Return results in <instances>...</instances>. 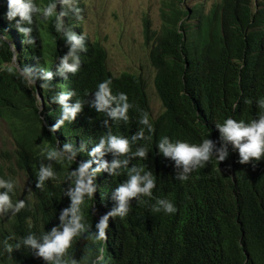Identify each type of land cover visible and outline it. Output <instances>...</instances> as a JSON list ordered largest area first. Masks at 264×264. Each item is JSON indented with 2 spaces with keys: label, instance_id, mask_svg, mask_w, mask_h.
Returning a JSON list of instances; mask_svg holds the SVG:
<instances>
[{
  "label": "trees",
  "instance_id": "trees-1",
  "mask_svg": "<svg viewBox=\"0 0 264 264\" xmlns=\"http://www.w3.org/2000/svg\"><path fill=\"white\" fill-rule=\"evenodd\" d=\"M36 3L42 5L47 0ZM182 3L161 0V26L156 33L150 20H143L145 42L154 41L150 61L157 71L156 91L165 108L153 124L142 79L127 73L113 77L107 69L106 50L97 41L87 38V52L78 50L82 63L76 74H68L67 79L53 78L55 91L74 89L80 98H86L106 79L112 81L113 94L127 93L134 107L129 110L128 123L112 125L114 134L131 138L143 127L138 120L144 114L153 125V133L138 142L148 148V158L137 160V166L152 171L155 177L151 197H143L145 203L136 204L120 221L115 245L77 238L69 255L80 264H89V253L100 248L104 249L102 264H264V159L255 167L241 165L237 154L229 149L225 161L217 164L213 160L204 169L188 173L187 181H179L182 168L157 154L155 146L163 136L199 143L209 134L219 147L215 124L228 116L247 122L261 111L257 102L264 99V0L259 9L250 0H219L209 9L196 5L189 13ZM5 7L0 0V28L9 29L21 65L51 68L56 58L67 52L69 45L62 33L54 31L51 21L44 23L38 17L32 33L37 45L21 44L23 37L3 19ZM198 16L197 25L190 27L188 20ZM68 25L75 24L69 21ZM11 56L7 47L0 49V117L15 125L9 126L17 145L16 165L34 181L45 156L37 142L46 144L45 150L52 149L56 140L61 144L77 140L96 143L105 131L99 123L103 116L85 105L72 125L66 124L54 136L49 134L36 106L35 91L54 123L60 108L49 104L50 93L38 84L27 88L16 78ZM14 118L21 120L20 125L23 121L22 125L17 126ZM136 146H132L133 151ZM43 162L53 165L57 177L47 181L43 189L32 185L28 193L15 188L13 202L23 199L26 206L15 215L0 216V264H44L23 248L14 251L10 259L3 242L29 231L37 235L50 231L59 224L60 211L69 205L68 197L63 196L69 185L62 184L69 165L63 164L62 169L53 161ZM0 178H11L2 164ZM158 200L171 201L177 211L166 214ZM91 207L92 202H88L84 214L94 226ZM154 207L159 211H153Z\"/></svg>",
  "mask_w": 264,
  "mask_h": 264
},
{
  "label": "clouds",
  "instance_id": "clouds-1",
  "mask_svg": "<svg viewBox=\"0 0 264 264\" xmlns=\"http://www.w3.org/2000/svg\"><path fill=\"white\" fill-rule=\"evenodd\" d=\"M250 1L255 9H259L258 4L263 0ZM186 2L187 0H183L181 6L183 9L188 10V13L196 5L206 8V3L203 2L196 3L188 8ZM4 3L6 7L3 19L23 37L21 44H26L29 47L37 45V37L33 36L32 33L35 30L38 17L44 23L51 21L54 31L57 34L62 33L65 42L69 45L67 52L57 57L51 68L38 67L37 64L35 67L27 64L21 65L17 57L15 44L8 34L9 29L0 28V49L7 47L11 52V63L16 78L27 88H36L38 84L40 89L50 93L49 104H55L60 108L59 116L54 123V119H51V113L46 111L44 107L42 97L35 91L37 93L36 106L39 112L45 110L43 117L39 114L43 126L49 134L54 136L57 130L66 124L72 125L77 116L83 112L85 105L96 114H102L103 119L99 123L105 131L96 143L92 140H77L75 143L64 142L61 144L56 140L52 149L45 150L47 145L37 142L36 146L39 147L42 153H45V156L39 162L36 178L31 181L27 174L16 165L17 145L10 130L13 149L0 155V164L11 174V178H0V216L15 215L25 208L26 202L23 199L13 202L12 197L15 188L20 192L28 193L29 190H32V185L36 189H43L47 181L56 179L57 173L53 165H46L43 162L45 160L57 163V167L62 169L63 164L67 163L69 165L66 167L69 171L62 182V184L66 182V185H69L63 191V196H67L69 199V205L60 211L59 224L53 226L50 231L41 232L40 235L29 231L26 235L18 238L15 236L8 237L3 242V248L10 259L14 251H20L23 248L34 258L42 260L44 264H80L79 260L69 255V249L72 248L74 241L77 238H91L99 242L111 241L115 245L120 236V221L128 215L136 204L141 201L145 203L142 198L151 197L152 189L155 186V177L152 171L137 166V163H139L137 160H146L149 153L148 148L143 144H138V142L147 139L153 133L152 124L165 112L155 86L157 71L150 61V52L154 41L148 42L150 43L148 60L155 70L153 83L162 106V113L159 116H152L145 82L141 76L129 72H122L117 76L111 74L113 77H119L121 74L127 73L141 78L144 83V92L152 124L149 122L147 114L142 115L138 123L143 127L133 133L131 138H128L114 134L112 125L117 122L128 123L130 119L129 110L134 105L129 102L127 93L118 92L113 94L111 79L99 82L95 91L86 94V98L78 97L74 89L66 92L55 91L54 76L67 79L68 74H76L82 63L78 50L87 52L84 41L87 38L90 40V38L82 31L83 14L86 11L84 9L85 1L47 0V3L38 5L36 0H4ZM210 6L206 9H209ZM159 19L161 21L160 8ZM198 20L199 16L188 20V24H190V27L195 26ZM69 21H72L75 25L70 27L68 25ZM160 26L158 30L152 29L154 33L160 30ZM148 43L144 40L145 45ZM257 103L261 111L252 120L246 122L228 116L221 123L215 124L218 131L219 147L216 146V142L209 138V134L199 143H190L187 140L179 139L173 141L168 136H163L155 144L157 154L173 161L175 167L182 168V173L177 177L179 181H187L189 179L188 173L204 169L213 160L217 164L225 161L229 156V149L237 154L239 164H251L255 167L258 162L264 159V99H260ZM235 109L236 105H233V110L235 111ZM45 114L48 115V121L45 120ZM8 125L15 126L13 122L8 123ZM164 128H162L163 132ZM39 144L45 147L42 148ZM133 145H137L134 151L132 149ZM10 155L13 156L11 163L25 179L26 185L24 187L17 184L12 175L13 171L10 163L2 161L3 157L9 158ZM74 164L76 166L72 168ZM88 202H92L91 208L96 220L94 226L88 223L84 214V208ZM157 204L163 207L166 214H174L177 211L175 205L169 200H158ZM153 211H159V207H154ZM87 259L89 264H102L104 249L100 248L98 252H90Z\"/></svg>",
  "mask_w": 264,
  "mask_h": 264
},
{
  "label": "rangeland",
  "instance_id": "rangeland-1",
  "mask_svg": "<svg viewBox=\"0 0 264 264\" xmlns=\"http://www.w3.org/2000/svg\"><path fill=\"white\" fill-rule=\"evenodd\" d=\"M82 31L91 41H98L107 52V67L114 76L129 72L141 76L153 117L162 113V106L154 88L155 70L149 63L150 43L144 44L143 20L151 21L152 29L160 26L159 8L161 0H84ZM217 0H187L188 8L203 2L208 8ZM42 101V100H41ZM43 104V103H42ZM43 106V105H42ZM43 112H39L42 117ZM19 119L14 123L19 126ZM42 146L41 144H39ZM45 146H42L44 148ZM13 149V139L5 118L0 117V155ZM10 163L13 177L19 186L26 185L21 173L11 163L13 156L3 157Z\"/></svg>",
  "mask_w": 264,
  "mask_h": 264
}]
</instances>
